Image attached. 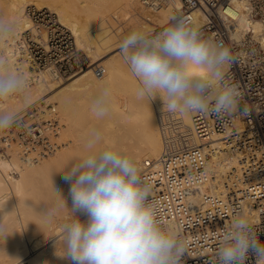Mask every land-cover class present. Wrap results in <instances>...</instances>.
I'll return each mask as SVG.
<instances>
[{"label":"built area","instance_id":"obj_1","mask_svg":"<svg viewBox=\"0 0 264 264\" xmlns=\"http://www.w3.org/2000/svg\"><path fill=\"white\" fill-rule=\"evenodd\" d=\"M141 1L151 11L172 6L173 17L185 19L205 37L229 47L234 57L225 79L242 93L238 110L225 115L195 112L190 125L181 113L158 109L162 152L141 163V177L151 185L149 199L156 204L162 226L187 241L181 262L212 264L222 234L237 214H250L264 241V43L260 34L241 29L238 21L244 10L264 23V0ZM25 12L29 25L9 39L18 68L28 63L66 79L91 67L96 76H103L104 65L91 66L89 55L56 11L29 3ZM15 117L16 124L0 131V156L18 146L23 160L36 161L64 143L65 124L55 103L41 99ZM216 133L224 134L225 147L211 142ZM223 150L239 154L238 165L225 173L216 170L212 161ZM246 264H255V257L249 256Z\"/></svg>","mask_w":264,"mask_h":264},{"label":"clouds","instance_id":"obj_2","mask_svg":"<svg viewBox=\"0 0 264 264\" xmlns=\"http://www.w3.org/2000/svg\"><path fill=\"white\" fill-rule=\"evenodd\" d=\"M171 19L174 22L158 34L135 28L121 42L123 59L141 85L137 95L159 97L172 113L236 112L242 93L225 79L234 59L231 49L183 18ZM16 30L15 21L0 19V41L11 39ZM27 88L23 74L0 65V102L15 96L27 99ZM110 104V91L102 88L91 110L102 119ZM16 122L14 114L0 112V131ZM66 169L62 172L70 184L72 218L60 225L61 258L71 264H181L187 241L162 226L149 199L151 185L127 149L105 143L94 128L87 134L84 154ZM54 191L66 206L60 191ZM44 223L51 225L53 218L47 215ZM249 256L255 257V264H264V241L251 220L237 214L223 232L212 264H246Z\"/></svg>","mask_w":264,"mask_h":264},{"label":"bare ground","instance_id":"obj_3","mask_svg":"<svg viewBox=\"0 0 264 264\" xmlns=\"http://www.w3.org/2000/svg\"><path fill=\"white\" fill-rule=\"evenodd\" d=\"M29 3L48 6L58 13L60 21L72 29L78 46L82 49L85 48L84 50H87L86 53L89 56L93 55L91 66L97 64L101 57H105V53L114 49H118V51L111 57L115 58L118 56V62H113L112 59L106 60L105 63L103 62V76H96L93 69L89 67L72 74L66 79H57L48 70L34 69L28 63L23 65V69L18 68L9 39L0 41V65L5 66L7 70L14 73L23 74L25 79L27 77L33 79V81L28 82L26 92L28 98L15 96L6 102H0V112H7L16 116L30 105L44 99L49 104L55 103L57 105L62 121L65 124L61 131L64 143L54 153L48 155L49 157L45 156L36 161L23 160L18 146H13L9 154L0 156V231L4 232L5 230L4 236H7L10 241L9 244L4 242L3 244L5 245L1 243L3 247L0 245V257H2L3 253L5 254L3 255L4 257L7 255L9 258L10 256L9 262H6L4 258L0 259V264H53L51 260L54 261V259L50 258V261H48V250L54 251V254L57 251L55 255L50 251L52 253V255L50 253V257L54 256L55 258L62 252V247H59L60 243L58 245L59 248L56 247L57 241L60 242V228H55V230L51 226H56L55 223L61 225L72 218V212L68 209L72 207V200L69 196L70 184L63 179L64 172L62 170L77 162L78 158L84 154L87 134L94 125L97 123L102 125L105 120V126L114 135L104 132V134L102 133L104 138H108L111 135L112 137L108 139L116 144L118 142V146L127 149L128 153L138 162L140 169L142 160L158 157L162 152L163 146L157 121V111L164 108L163 102L159 97L152 99L147 96L139 97L137 95L138 89L141 87L140 82L130 72L128 64L124 61L120 45L124 37L135 28L145 29L153 35L158 27L161 30L168 27L171 18L175 14L173 7L165 6L157 11L150 10L152 13L148 14L140 9V4L148 9L141 0H0V19L15 21L17 24L16 32L25 28L30 23V19L25 12L26 5ZM236 5L242 8V3L237 2ZM120 16L131 20V28L122 30L121 27L116 25ZM238 21L241 29H252L257 34H260L259 36L264 43V23L262 20L252 18L247 12L242 10ZM152 23L157 24L153 25V27ZM114 80H118V82L116 83ZM102 88H107L110 91L111 104L103 121L101 119L95 121L94 119L97 118L91 110L93 100L91 98L86 99V95L92 89ZM182 116L186 123L192 125V113L182 114ZM114 122H118V133L110 129V127H114ZM97 125L96 127L99 126ZM98 128L100 129L101 126ZM103 129L104 131L106 130L105 127ZM106 134L108 136L105 137ZM115 137L118 138V141ZM223 137L224 134L216 133L212 136L211 142L225 147ZM108 139L105 140L107 141ZM238 155L223 150L212 161H214L216 170L225 173L238 165ZM12 171L14 172L13 174L11 173ZM35 181L40 182L41 186L37 182L35 184ZM34 184H38L39 187L37 186L36 188ZM34 186L36 192L38 190L40 195L36 194ZM54 189H58L63 195L67 204L66 207L69 206L67 208L69 211L66 210L64 202L56 197ZM48 192L51 193L49 196L53 195L56 198L55 200L58 199L59 203L61 201V204L65 207L66 213L60 211L59 214L65 213L64 216L69 215L70 218L65 217V221H55L50 226L44 223V226L49 227L44 229L47 233L46 239L50 240L38 246L40 244L36 241L39 242L41 237L40 235V237H37L36 231L38 230L30 231L27 227L25 229L26 233L27 230L29 231V234L27 233L29 236L24 235L21 225L24 224V221L26 222L25 226L36 223L33 222L34 215L35 213L37 214V212H33V210L36 211L35 209H37L34 205H38V207L42 205V210L48 215L51 206L56 202L54 201L48 207V202L46 203L45 201V198L49 201L48 195L46 196ZM35 195L36 197L40 196V199L34 198ZM41 196L42 198L43 196L45 197L44 200H42ZM247 217L252 220L250 214ZM39 218L37 216L36 219L38 220ZM80 219L84 220L85 217L81 215ZM32 225L31 227H33ZM44 226L40 227L43 229ZM36 237L39 239L35 240ZM41 238L43 242L39 243L46 242L43 237ZM54 243L58 250H53L55 247L52 244ZM50 245L54 248L50 249ZM47 247V253H44ZM58 258L60 259V257ZM66 261L68 260H65L64 263ZM68 262L66 264H71V262ZM59 263L61 262L59 261ZM181 264L183 263L181 262Z\"/></svg>","mask_w":264,"mask_h":264},{"label":"rangeland","instance_id":"obj_4","mask_svg":"<svg viewBox=\"0 0 264 264\" xmlns=\"http://www.w3.org/2000/svg\"><path fill=\"white\" fill-rule=\"evenodd\" d=\"M144 8H145V7H143V5L140 4V9H141V10L146 11V13H148V14L151 12L149 9H146V8L144 9ZM151 13H152V12H151ZM155 24H157V23H152V26L155 25ZM116 25L119 26V27H121L122 30H128L129 28H131V20L128 19V18H125V17H123V16H120V17H118V22H116ZM153 27H154V26H153ZM153 29H154V28H153ZM159 30H161L160 27H158V28L156 29V33H157V31H159ZM156 33H155V34H156ZM155 34H153V35H155ZM84 49H85V48H84ZM86 51H87V50H86ZM116 51H118V49H114L113 51H110V52H108V53H105V55H104L105 57H101V60L99 59L98 62L101 63V61H102L101 64H103V62L105 63L106 60L108 61V59H112L113 62H118V56L115 57V58L111 57ZM92 56H93V55H91V56H89V57H91V60L93 61ZM103 60H104V61H103ZM114 81H115V80H114ZM115 82L117 83L118 80H116ZM92 90H93V91H92ZM92 90H91L90 93H87V95H86L87 98H86V99L91 98L92 100H94V98H95V96H96L98 90H100V89H92ZM37 103H38V102H37ZM56 103H58V102H56ZM103 118H104V117H103ZM103 118L101 119L102 121H103ZM94 120L97 121L98 119H94ZM94 120H93V123H94ZM101 120H100V122H102ZM105 122H106V121L104 120V123H105ZM96 123H97V122H96ZM104 123L102 122V125H100L99 123H97L99 126H98L97 124H96V125H97L98 127L101 126L102 129L105 127V129H106L105 131H104V129H103V130H102L101 128L99 129L98 127H96V125H94L93 128H94V127H95V129L97 128V129H98L101 133H103V134H104V132H106V133L108 132V134H109V133H110V134H111V133L113 134V132H111V130H110V132L108 131L109 128H107V126H105ZM94 124H95V123H94ZM103 125H104V127H103ZM64 126H65V125H64ZM93 128H92V129H93ZM110 129H113L115 132L117 131V133H118V122H114V127H112V128L110 127ZM62 130H63V129H62ZM113 130H112V131H113ZM103 134H102V135H103ZM112 134H111V135H112ZM111 135L108 136V135L106 134L105 137L108 136V138H109V137H112L114 134H113L112 136H111ZM115 136H116V135H115ZM117 136H118V135H117ZM61 138H62V137H61ZM103 138H104V135H103ZM108 138H104L103 140L108 139ZM115 139L118 141V138H117V137H115ZM107 141L109 142L110 140L108 139ZM107 141L105 140V143H107ZM117 141H116V142H117ZM110 142H112V141H110ZM117 145H118V142H117ZM48 157H49V156H48ZM48 157H47V158H48ZM36 182L38 183V181H35V184H36ZM35 184H34V185H35ZM38 184L40 185V182H39ZM38 184L35 185L36 188H37V186L39 187ZM35 186H34V188H35ZM40 186H41V185H40ZM36 188H35V192H36ZM38 189H39V188H38ZM37 193L39 194L38 190H37L36 194H37ZM50 194H51L50 192H48V193L46 194V196L48 195V197H49V199H48L49 201H47V199H46L44 196H43V198H42V196H41V198H42V200H44V198H45L46 203L48 202V203H47V204H48V207H50V206L52 205V203H54V201H56V202L54 203V205L51 206V208H50V212L48 211V212H49L48 215L52 216V218L54 217V218H53V222H55V221H60V220L65 221V220H64L65 217H66V218H67V217L70 218L69 215L64 216L65 213H66L65 211H66V210L69 211V210H70V207H69V206H68L69 208L66 207L67 204H66V206L64 205V206L66 207V210H65V207H63V205L61 204L62 202L60 201V203H59V202H58L59 200H58V199L55 200L56 198H55L53 195L49 196ZM39 195H40V194H39ZM39 195H38V196H39ZM33 196H34V195H33ZM51 197H52L54 200H53ZM34 198H36V199H37V198L40 199V196H39V197H36V195H35ZM51 200H53V201L50 203ZM58 203H59V204H58ZM50 204H51V205H50ZM63 204H64V203H63ZM49 205H50V206H49ZM61 205H62V206H61ZM34 206L37 207V209L33 208V209L36 210V211L33 210V212H37V214H38V212H40L38 215H37L36 213H35V215H34L35 217L33 218V222H36V223H33V225H32V224H31L32 222H31L30 224L33 226V227H31V225H30V226H29V225H28V226H25L26 222L24 221V224L21 225V227H22V231H23L22 233H23L24 235H28V234H29V233H28V232H29L28 230H27V233H28V234L26 233V229H25V228H27V227H28V229H29L30 231H31V230H34V231L38 230L39 232L36 231V234L38 235L37 237H40V236H41V237H43V239L46 240V242L44 241V243H39V242H43V241L41 240L42 238L40 237V241H39V242L36 241L38 244H40V245H38V244H37V245H38V246H41V244L43 245V244L49 242V240H50V239L48 240V238L46 239V235H47V233H46L45 230H44L45 228H49V227H47L46 225H45V226H46V227H45V226H44V222H42V221H44L45 217L47 216V215H46L47 213L45 214L44 210H42V208H41L42 205H40L39 207H38V205H37V206L34 205ZM57 206H58L59 209L57 208ZM53 207H54V208H53ZM55 207H56V208H55ZM67 208H68L69 210H68ZM37 210H38V211H37ZM63 210H64V211H63ZM60 211H61V212H65V213H64V214L62 213V215H61V214H59ZM41 212H42V213H41ZM46 212H47V211H46ZM57 214H58V215H57ZM36 215H37L38 217H40V218H39L40 220H39V219H38V220L36 219V218H37ZM45 215H46V216H45ZM60 215H61V216H60ZM41 216H42V217H41ZM43 216H44V217H43ZM57 216H58V217H57ZM62 216H63V217H62ZM23 218H24V217H23ZM41 218H42L43 220H42ZM56 218H57V219H56ZM58 218H59V219H58ZM24 219H25V218H24ZM24 219H23V220H24ZM36 220H37V221H36ZM19 223L21 224L20 221H19ZM41 223H43V224H41ZM39 224H41V225H39ZM55 224H56L57 227L54 226V225H51V226H53L52 228H54V229H55V228H57V229L60 228V227H58V226H60L59 223H58V224L55 223ZM61 225H62V224H61ZM34 226H35V227H34ZM40 226H42V227L44 226V228L42 229V227H40ZM49 226H50V225H49ZM30 228H34V229H30ZM39 228H41V229H39ZM41 230H42V232H41ZM55 230H56V229H55ZM0 232H1V234H0V235H1L0 245H1V247H3L2 244H3L4 242H5V244H7V243L9 244L10 241L7 239V236H4V234H5V230H4V232H3V231H0ZM6 232H7V231H6ZM2 233H3V234H2ZM2 235H3V236H2ZM39 235H40V236H39ZM28 236H29V235H28ZM37 237H36L35 240L39 239V238H37ZM44 237H45V238H44ZM2 238L4 239V241H3ZM6 240H7V241H6ZM30 240H31V239H30ZM8 241H9V242H8ZM1 243H2V244H1ZM59 243H60V242L57 241V246H56V247H58ZM5 244H3V245H5ZM35 244H36V243H35ZM60 244H61V243H60ZM37 245H36V246H37ZM52 245L55 247V243L52 244ZM52 245H50L51 247L49 246L50 249H53V248H54V247L52 248ZM56 247H55L53 250H58V249H56ZM59 247H62V246L60 245ZM59 247H58V248H59ZM47 250H48V247H47L46 251L44 250V253H47ZM1 251H2V250H1ZM48 251H49V254L47 253V255L49 256V260H48V259H47V260L50 261V258L54 259V261L57 260L56 262H54L53 260H51V262H53V264H55V263L57 264V263H59V261H60L61 263L63 262L62 264H66V263L69 261V260H68V261H66V263H64L65 260H67V259H65V260H64V258L62 259L58 254H57V255H58V257H60V259H59L57 256H56V258H55L54 256H51V257H50V253H51V252L53 253L54 251H52V250H48ZM50 251H51V252H50ZM56 252H57V251H55V254H56ZM44 253H41V254L43 255ZM52 253H51V255H52ZM58 253H59V252H58ZM53 254H54V253H53ZM55 254H54V255H55ZM3 255H5V254L3 253ZM3 255H2V257H0V259H4V258H5V259H6V262H7V261L9 262V260H10V256H9V258H8L7 255H6L5 257H4ZM44 255H45V254H44ZM47 255H46V256H47ZM48 256H47V258H48ZM43 257H44V256H43ZM53 257H54V258H53ZM40 258H41V256H40ZM57 258H58L59 260H58ZM43 259H46V258H43ZM61 259H62V261H61ZM61 263H59V264H61ZM68 263H70V261H69Z\"/></svg>","mask_w":264,"mask_h":264}]
</instances>
